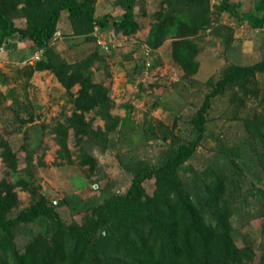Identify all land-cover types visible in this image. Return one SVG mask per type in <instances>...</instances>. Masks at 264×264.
<instances>
[{"label":"rangeland","instance_id":"374dc122","mask_svg":"<svg viewBox=\"0 0 264 264\" xmlns=\"http://www.w3.org/2000/svg\"><path fill=\"white\" fill-rule=\"evenodd\" d=\"M160 1L136 0L137 31L125 36L111 29L95 30L92 36L96 42L74 36L68 13L60 15L52 40L54 53L68 64L79 63L95 51L103 59L91 64V80L107 89V113L122 121L108 135L104 150L96 140L84 147L87 135L78 136L68 128L61 134L69 152L66 155L58 127L67 126L72 116L79 84L66 90L51 70L36 71L34 66L42 60L43 51L30 41L13 37V47L0 48V140L7 143L16 159V170L12 171L0 154V183L14 186L17 206L12 214L42 196L57 206L55 210L66 224L90 222L109 193L124 194L129 188L132 174L125 169L126 164L141 161L158 165L169 147L193 138L191 120L210 90L205 85L208 79L216 81L230 64L248 66L264 59V26L256 29L247 19L219 12L220 0H211L216 22L192 38L198 46L199 69L194 76L183 78L184 72L170 56V37L156 50L146 43L151 26L157 22ZM231 1L242 14L255 13L260 0ZM115 2L94 0L96 17L108 13L119 17L124 8ZM250 89L258 90V97L243 98V105L238 102L237 88L212 99L205 115L204 139L177 173L194 192L214 176L225 181L226 201L233 211V241L238 247H252L255 264L264 255V172L243 119L254 120L263 113L259 100L264 96V73L255 75ZM83 118L90 130H104L106 120L94 110L84 113ZM82 151L95 159L94 167L81 164ZM197 180L201 182L194 185ZM142 186L152 195L155 179L144 180ZM37 228L30 225L18 231L15 241L19 249Z\"/></svg>","mask_w":264,"mask_h":264},{"label":"trees","instance_id":"16d2710c","mask_svg":"<svg viewBox=\"0 0 264 264\" xmlns=\"http://www.w3.org/2000/svg\"><path fill=\"white\" fill-rule=\"evenodd\" d=\"M210 2L161 0L155 13L157 22L151 26L146 43L156 50L170 37V56L184 72L183 78L194 76L199 69L198 46L192 38L216 22ZM94 4V0H0V48L13 47L10 43L13 37L30 41L33 47L43 51L42 60L34 66L36 71L51 70L66 90L79 84L78 95L73 99L75 109L67 119V126L58 127L59 133L72 128L78 136L87 135L84 147L96 140L104 150L108 135L122 121L107 113V89L91 80V64L103 59L95 51L79 63L68 64L52 47L63 11L68 13L73 35L85 36L89 41H97L92 36L95 30L111 29L116 35L125 36L137 31L136 0H116L114 5L124 8L119 17L109 13L96 17ZM218 10L237 20L247 19L253 28L264 26V0L256 4L255 13H239L238 4L231 0H220ZM262 73L264 59L248 66L230 64L216 81L208 79L205 85L210 90L191 120L193 138L169 147L158 165L141 161L126 164L125 169L132 174L129 188L124 194L109 193L90 222L66 224L55 210L57 206L42 196L28 208L12 214L17 206L14 186L1 182L0 264H254L252 247H238L233 241L230 222L233 211L226 201L225 181L214 176L194 192L183 184L177 171L193 157L204 139L205 115L212 99L223 95L225 90L237 88L238 102L243 105V98L258 97V90L250 87L255 75ZM259 103L263 113L254 120L243 119V125L264 172V96ZM92 110L106 120L104 130L92 131L83 121V114ZM61 136L63 151L68 155L65 136ZM0 149L7 167L16 170L15 155L5 141L0 140ZM80 162L90 168L95 165V159L84 151ZM119 162L121 164V160ZM149 178L155 179L152 195H147L142 186ZM200 182L197 180L194 185ZM30 225L38 228L19 249L15 241L17 233ZM255 264H264V255Z\"/></svg>","mask_w":264,"mask_h":264}]
</instances>
